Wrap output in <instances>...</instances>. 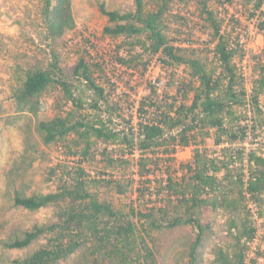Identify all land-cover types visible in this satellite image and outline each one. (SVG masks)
Returning a JSON list of instances; mask_svg holds the SVG:
<instances>
[{
    "label": "trees",
    "instance_id": "obj_1",
    "mask_svg": "<svg viewBox=\"0 0 264 264\" xmlns=\"http://www.w3.org/2000/svg\"><path fill=\"white\" fill-rule=\"evenodd\" d=\"M132 1L135 9L129 12L100 6L108 19L103 33L109 38L130 40L129 45L137 50L129 58L120 55L117 61L123 67L145 71L150 59L159 57L162 67L170 71L165 91L160 95L156 87L150 88V95L139 103L136 118L127 120L122 104L113 102L112 92L99 79L105 73L100 64L81 58L73 73L74 83L64 79L56 54H52L54 63L48 68L35 65L26 69L13 92L16 106L40 99L53 83L60 85L72 108L39 121L37 130L45 146H60L69 158L81 159L75 168L67 162L51 171V176L61 180L56 192L28 196L16 187V207L31 212L55 207L59 218L49 225L17 230L9 238H1L0 247L21 250L45 238L38 249L14 264H59L85 246L90 248L86 264H159L157 251L149 243L153 233L190 225L197 233L190 247L189 264H199L200 249L210 229L202 217L212 209L246 220L240 227L232 222L229 232L234 242L227 248H217L212 264H259L264 258L260 248L249 258L257 229L247 205L253 199L260 208L264 151L248 149L246 142L259 128L264 130V106L259 97L262 88L257 82L249 93L239 67L244 51L240 37L232 38L230 34L238 21L232 19L234 26L229 28L221 14L210 9V0H195L196 11L206 27L200 33L208 37L207 44L197 45L208 46L212 55L211 59L201 60L194 54L202 48L195 49L196 42L186 40L192 29L182 11L174 10L175 0ZM213 1L218 8L234 2ZM68 7V0L46 1L44 14L51 37L60 20H67ZM263 7L264 0L255 1L256 11ZM146 56L149 59L144 64ZM181 67L188 73L178 78L176 70ZM259 84L264 87V76ZM115 121L118 128H111ZM208 140L214 150L206 145ZM99 143L106 151L113 148L116 161L126 163L129 156L135 159L138 183L163 174V181L155 182L152 188L157 194L136 189L138 200L148 194L150 205H133L125 212L99 197L95 189L101 186H113L119 194L127 189L106 171L91 176L82 166L91 160L94 146ZM188 148L193 149L192 160L179 162V152Z\"/></svg>",
    "mask_w": 264,
    "mask_h": 264
},
{
    "label": "rangeland",
    "instance_id": "obj_2",
    "mask_svg": "<svg viewBox=\"0 0 264 264\" xmlns=\"http://www.w3.org/2000/svg\"><path fill=\"white\" fill-rule=\"evenodd\" d=\"M46 1L0 0V239L9 238L19 232L17 230H31L35 224L49 225L56 222L59 210L55 207L44 208L38 212L16 207L15 189L21 188L28 196L34 193L56 192L61 180L51 176V171L62 164L66 165L67 162L70 167L75 168L81 159L69 158L60 146H45L37 130L39 121L66 113L72 108L60 85L53 83L40 99L23 107L16 106L13 92L20 86V78L24 77L26 69L35 65L48 68L54 63L52 54H56L60 58L64 79L68 83H74L73 73L81 58H86L94 65L100 64L105 73H101L99 79L101 82L105 81L107 88L112 92L113 102L122 104L127 120L133 116L136 118L139 103L150 95V88L156 87L162 95L170 78V71L162 67L159 57L150 59L145 71L141 67L136 70L121 66L117 61L120 55L129 58L137 50L129 45L130 40L109 38L103 33L108 19L101 13L100 6L104 4L108 10L129 12L135 9L134 1L68 0V18L65 21L60 20V26L54 29L53 37L49 35L45 21ZM255 1L234 0L232 5L218 8L214 1L210 0L209 6L221 14L229 28L234 26L232 19L238 21L236 29L230 34L232 38L239 36L241 40L245 56L239 67L244 73L249 93L257 86V82L262 88L259 97L260 105L264 106V87L259 84V80L264 76V28L261 27L264 21V7L256 11ZM51 8L54 9L53 4ZM173 8L176 12L182 11V17L187 20L185 23L192 29L186 40L196 42V46H193L195 49L202 48L201 52L194 54L195 58L211 59L210 48L197 45L207 44L208 37L200 33L206 31V27L196 11L195 0H175ZM52 20L54 21L53 17ZM148 59L147 56L144 58V64ZM176 71L178 78L188 73L185 67L177 68ZM173 93L175 94V91ZM43 105L48 108L43 110ZM135 122L136 119L132 124L135 125ZM118 124L115 121L111 128H118ZM206 145L211 150L215 149L210 140ZM246 146L248 149L264 151V130L259 128L252 134ZM112 150V147H108L106 151L105 145L101 143L95 145L91 160L84 162L82 166L91 176H97L99 171H106L114 180L121 181L127 188L126 192L119 194L113 186H101L96 188L95 192L101 199L111 202L117 209L125 212H129L130 206L133 205H150L146 201L149 199L148 194L138 200L139 193L136 189H148L150 193L157 194V190L152 188L155 182L163 181V174L156 179L138 183L140 178L137 175L135 159L129 156L126 157V163L116 161L114 158L117 153ZM192 157V148L178 154V160L182 163L190 162ZM132 183L134 187L131 186ZM261 200L260 208L256 207L253 214L250 212L251 221L257 229V237L252 244L249 258H253V252L257 248H260L261 252L264 251V192ZM250 201L253 202V199L248 200ZM202 218L210 229L200 249L199 264H212L217 248H227L234 242L229 232L232 222L240 227L246 220L238 216L234 218L233 214L214 212L212 209ZM196 233L190 225L154 232L149 243L157 251L159 264H189L190 247ZM44 242L45 238H41L21 250H4L0 247V264H14L15 260L26 258ZM89 255L90 248L85 246L69 260L59 264H79L83 260L85 262ZM259 264H264V258L259 259Z\"/></svg>",
    "mask_w": 264,
    "mask_h": 264
},
{
    "label": "built area",
    "instance_id": "obj_3",
    "mask_svg": "<svg viewBox=\"0 0 264 264\" xmlns=\"http://www.w3.org/2000/svg\"><path fill=\"white\" fill-rule=\"evenodd\" d=\"M42 108H43V110H46L48 107L46 105H43ZM248 205H247V207H248L249 211L253 214L254 213V209H256V207H257L256 204L254 202L250 201V202H248Z\"/></svg>",
    "mask_w": 264,
    "mask_h": 264
}]
</instances>
